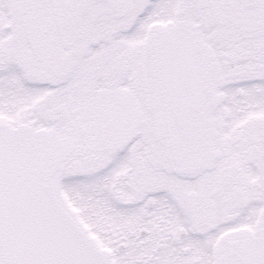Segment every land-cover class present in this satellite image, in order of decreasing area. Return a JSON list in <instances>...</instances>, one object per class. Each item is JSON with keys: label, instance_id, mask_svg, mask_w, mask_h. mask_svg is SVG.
<instances>
[{"label": "snow or ice", "instance_id": "1", "mask_svg": "<svg viewBox=\"0 0 264 264\" xmlns=\"http://www.w3.org/2000/svg\"><path fill=\"white\" fill-rule=\"evenodd\" d=\"M0 264H264V0H0Z\"/></svg>", "mask_w": 264, "mask_h": 264}]
</instances>
